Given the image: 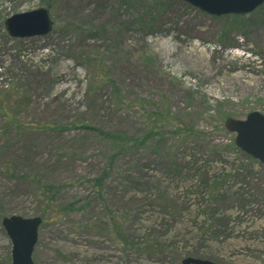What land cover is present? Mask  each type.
<instances>
[{
  "label": "rangeland",
  "instance_id": "1",
  "mask_svg": "<svg viewBox=\"0 0 264 264\" xmlns=\"http://www.w3.org/2000/svg\"><path fill=\"white\" fill-rule=\"evenodd\" d=\"M37 9L47 35H7ZM234 17L0 0V264L11 216L41 219L33 264H264V166L224 129L264 115V4Z\"/></svg>",
  "mask_w": 264,
  "mask_h": 264
},
{
  "label": "water",
  "instance_id": "2",
  "mask_svg": "<svg viewBox=\"0 0 264 264\" xmlns=\"http://www.w3.org/2000/svg\"><path fill=\"white\" fill-rule=\"evenodd\" d=\"M208 15L245 16L252 13L264 0H179ZM7 35L13 39L41 37L52 30V21L45 9L8 17L4 22ZM224 129L234 134L235 147L264 166V115L248 114L245 119H227ZM41 219L5 217L2 226L11 242V264H33L32 253L38 239ZM182 264H217L207 260L185 258Z\"/></svg>",
  "mask_w": 264,
  "mask_h": 264
},
{
  "label": "trees",
  "instance_id": "3",
  "mask_svg": "<svg viewBox=\"0 0 264 264\" xmlns=\"http://www.w3.org/2000/svg\"><path fill=\"white\" fill-rule=\"evenodd\" d=\"M234 18H238V16H235ZM107 137L108 140H110L111 142H115L116 145H118L119 147L122 146L123 144L120 143V142H123V138L122 137H119V135H115V136H111L109 134H106L105 135ZM127 142V140H124ZM124 143V142H123ZM117 146V147H118ZM118 147V148H119Z\"/></svg>",
  "mask_w": 264,
  "mask_h": 264
}]
</instances>
